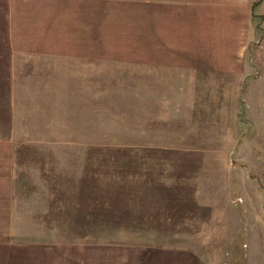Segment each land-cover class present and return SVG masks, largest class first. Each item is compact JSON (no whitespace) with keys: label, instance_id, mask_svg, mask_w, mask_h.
Listing matches in <instances>:
<instances>
[{"label":"rangeland","instance_id":"rangeland-1","mask_svg":"<svg viewBox=\"0 0 264 264\" xmlns=\"http://www.w3.org/2000/svg\"><path fill=\"white\" fill-rule=\"evenodd\" d=\"M256 1L188 0L198 20L183 21L189 66L179 77L149 65L174 51L170 23L162 27L171 0H0V68L12 73L0 76V135L26 150L50 201L42 219H0V264H264ZM45 5L60 7L45 34L85 30L91 56L60 61L54 76L13 74L26 66L9 38L37 35L28 24ZM83 6L85 29L69 26ZM179 246L181 257L166 252Z\"/></svg>","mask_w":264,"mask_h":264},{"label":"crops","instance_id":"crops-1","mask_svg":"<svg viewBox=\"0 0 264 264\" xmlns=\"http://www.w3.org/2000/svg\"><path fill=\"white\" fill-rule=\"evenodd\" d=\"M193 3L195 2H188V0H171L170 5H165L170 9H164L166 12H168V15L167 17L166 14L163 15L164 18H162V27L166 25V21L170 23V31L173 34L166 40V43L170 44L171 46L173 45L174 48H172L174 51L169 53V57L166 56L165 53L162 55L159 52L153 55V61L150 62L149 65L153 66L156 71H158L157 75H167V70L169 69H171L172 74H175L179 77L185 74L182 71V67H188L189 65L183 61V55L185 54L181 53V49H184V47L186 49V46L189 44V42L187 36L188 29L186 30V28H188V22H185L184 24L183 21L188 19L190 20L189 22L194 23L196 20H198V9H196L198 7L195 6L193 9L192 6L195 5ZM43 7L44 6L41 8ZM67 12L70 11L67 9ZM77 12V14H74V21L72 23H70L67 18L68 25L70 26L73 24V26L78 28V26L75 24L77 22L79 27H81L83 24L85 29L86 12L88 14L89 9L86 10V6H83L82 8H78ZM189 12H195L196 14H189ZM67 16L69 17L70 15L68 14ZM80 16H83V18L79 19ZM53 20L57 21L56 26L58 27V22L60 21L59 5L54 7L45 5L42 12L37 15L31 23L28 24L29 27H33L35 25L37 28H39L37 35L34 37L27 36L28 34L22 35L18 40L14 41L11 37L9 38V43L21 44L19 47H14V51L15 53L20 52L24 56L22 62L26 66L22 71H15L13 74L33 75L34 73L31 71L32 68L33 70H37V74L39 75L54 76L56 71L62 65L60 61L72 60L74 63V60H78L79 56H91L90 45L88 47L89 51L86 50L85 46V30L83 32V36L80 32H78L76 35H73V38L65 37L61 39L60 34L56 32L54 35L53 31L51 35L49 34V31H47L45 34L46 30L49 29L47 27L53 25L51 24ZM87 21L89 22V19H87ZM41 28L43 30H41ZM154 29L157 34L158 32H161L158 31L156 26ZM192 29L196 32L195 26H193ZM165 30L166 29L163 31ZM194 31L191 32V34H194ZM195 34L194 36H196ZM157 36L158 39L162 40L160 35ZM192 38L193 39L190 43L194 44L192 50L194 54L191 55V66H194V61L199 58L197 55H195V52H197V48L195 46L196 42L194 37ZM151 42L152 40H149L150 51L152 50ZM87 44H90V40L87 42ZM30 61H34L35 67H32V64H28ZM78 67L79 65L76 66V69ZM73 70L75 72V69ZM11 74V71H2L0 68V76H9ZM25 80L28 82V79ZM45 80L48 82L52 81L50 79ZM174 80V82L172 80V82L169 84L174 83L172 86H180V79L175 78ZM156 83L161 85L160 82ZM172 88L174 91L176 90L174 87ZM13 138L14 136L12 133L0 135V219H38V217L39 219H42L44 217L43 214L49 211L50 201L45 196L48 193V184L41 178V175L38 174V171H28L29 166L27 164V160L24 158L27 152L23 149L14 148ZM21 155L23 156V159L20 158ZM182 244L183 243H181L180 246H182ZM180 246L176 247L178 249H172L169 247L166 249V252H177L181 257L182 255H185L186 250ZM143 254L146 256V258L151 256L150 253L146 251ZM166 257L169 256H165V258ZM144 260L140 261V264H148ZM131 264H135V262H132ZM155 264H159L158 261H156Z\"/></svg>","mask_w":264,"mask_h":264},{"label":"trees","instance_id":"trees-1","mask_svg":"<svg viewBox=\"0 0 264 264\" xmlns=\"http://www.w3.org/2000/svg\"><path fill=\"white\" fill-rule=\"evenodd\" d=\"M257 4H256V2L254 3V5H253V7H252V10H254L255 9V6H256Z\"/></svg>","mask_w":264,"mask_h":264},{"label":"water","instance_id":"water-1","mask_svg":"<svg viewBox=\"0 0 264 264\" xmlns=\"http://www.w3.org/2000/svg\"><path fill=\"white\" fill-rule=\"evenodd\" d=\"M259 2H260V0H257V1H256V4L258 5V4H259Z\"/></svg>","mask_w":264,"mask_h":264}]
</instances>
